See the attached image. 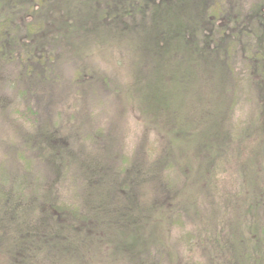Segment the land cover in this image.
<instances>
[{
    "label": "rangeland",
    "instance_id": "1",
    "mask_svg": "<svg viewBox=\"0 0 264 264\" xmlns=\"http://www.w3.org/2000/svg\"><path fill=\"white\" fill-rule=\"evenodd\" d=\"M226 3L227 9L248 15L259 0ZM30 5L34 6L32 0H0V196L12 193L22 202L35 200V208L47 189L63 204L77 205L78 215H83L80 202L87 180L95 182L104 171L107 174L115 166H123L125 160L141 170L145 179L134 190L136 212L149 208L152 216L149 222L139 220L141 232L134 231L140 239L133 249L140 252L133 255L126 247L121 254L116 250V240L122 238L117 227L110 232L97 226L93 232L104 233L111 246L104 245L91 255V264H221L222 257L212 255V246H217V241L223 244L227 231L237 225V207H243L241 220L244 212L245 222L256 226L255 234L264 226V206H256L257 194L264 196V189L249 185L241 193L249 178L264 185V115L260 116L264 89H256L257 74L250 78L253 71L241 42L229 55L237 86L223 95L226 103H232L230 122L237 139L218 144L222 158L219 155L215 165L217 191L207 192L202 180L195 177L201 170V158L194 149L175 147L170 167L160 164L167 139L137 105L129 101L126 106L130 70L127 64H120L121 50L104 51L106 46L91 32L69 35L68 41L61 40L59 45L51 43L53 32L34 40L26 25L38 21L47 26V22L39 8L28 10ZM261 11L263 15L264 9ZM53 13L49 16L61 15ZM34 49L40 51L37 59L43 56L41 67L32 65L30 55L38 52ZM37 125L44 126L46 134L39 133ZM245 161L254 170L246 179L240 176ZM183 165L191 166L190 172H185L189 177L186 182ZM114 197L122 202V194ZM28 217L36 215L28 212ZM125 243L133 244L127 239ZM107 248L113 254L106 252Z\"/></svg>",
    "mask_w": 264,
    "mask_h": 264
},
{
    "label": "trees",
    "instance_id": "2",
    "mask_svg": "<svg viewBox=\"0 0 264 264\" xmlns=\"http://www.w3.org/2000/svg\"><path fill=\"white\" fill-rule=\"evenodd\" d=\"M32 1L34 6L30 5L28 10L39 8L49 24V30L38 21L34 26L26 25L32 39L53 32L51 43L59 45L61 40L67 42L69 35L91 32L93 38L106 46L104 51L121 50L120 64H127L130 70L125 105H130L129 101L137 105L167 139L160 164L170 167L175 147L194 149L197 158H201L196 179L202 180L207 192H216L215 165L222 151L218 144L237 139L230 122L232 103H226L223 95L234 92L237 86L229 55L240 42L253 71L250 78L257 74L260 80L256 89L258 92L264 89V14H260L264 0H259L248 15L227 9L226 0ZM54 11L61 15L51 18L49 14H55ZM34 51L38 52L30 55L32 65L41 67L43 56L37 59L35 55L40 51ZM227 122L228 128L222 129ZM37 126L39 133L46 134L44 126ZM125 161L107 174L104 171L95 182L87 180L80 202L83 215H78L77 205L63 204L47 189L35 208H32L35 200L22 202L20 196L12 193L0 196V264H91V255L99 253L104 245L111 246L104 233L93 232L92 228L97 226L110 232L117 227L122 238L116 240V250L123 254L130 247L133 255L138 254L140 251L133 248L140 236L134 231L141 232L139 220L149 222L152 214L149 208L136 212L134 190L144 181L145 173ZM244 163L240 176L246 179L254 170L250 169L249 161ZM190 170L189 165L181 166L184 177ZM185 178L186 182L188 175ZM249 185L264 189L258 179L249 178L242 186V194ZM115 194L123 195L120 204ZM257 195L259 208L264 206V196ZM197 205L192 206L193 214ZM241 209L237 207V225L227 231L223 244L218 241L217 246L213 244L212 255L220 254L221 264H264V237H261L264 226L255 234L256 226L245 222L244 212L241 220ZM28 212L36 218H29ZM126 239L130 245L133 243L132 247L125 243ZM106 252L113 254L109 248Z\"/></svg>",
    "mask_w": 264,
    "mask_h": 264
}]
</instances>
